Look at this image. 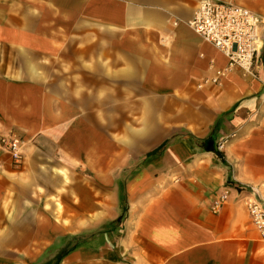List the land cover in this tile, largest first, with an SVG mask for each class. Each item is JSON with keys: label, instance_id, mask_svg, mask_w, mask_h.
Here are the masks:
<instances>
[{"label": "crops", "instance_id": "0c3cea01", "mask_svg": "<svg viewBox=\"0 0 264 264\" xmlns=\"http://www.w3.org/2000/svg\"><path fill=\"white\" fill-rule=\"evenodd\" d=\"M199 1L0 0V264H264V0L217 82Z\"/></svg>", "mask_w": 264, "mask_h": 264}, {"label": "built area", "instance_id": "2783aa9c", "mask_svg": "<svg viewBox=\"0 0 264 264\" xmlns=\"http://www.w3.org/2000/svg\"><path fill=\"white\" fill-rule=\"evenodd\" d=\"M189 26L226 58L225 67L215 70L214 82L233 71L242 76L254 75L253 66L262 44L259 15L229 0H200ZM0 149L9 154L14 167L20 164L21 145L15 134L0 136ZM225 199L226 193L218 198L213 208ZM244 206L253 225L264 235V199L254 188H250Z\"/></svg>", "mask_w": 264, "mask_h": 264}]
</instances>
